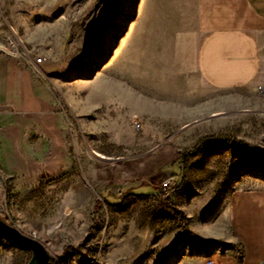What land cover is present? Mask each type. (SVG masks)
Returning a JSON list of instances; mask_svg holds the SVG:
<instances>
[{
  "label": "rangeland",
  "instance_id": "1",
  "mask_svg": "<svg viewBox=\"0 0 264 264\" xmlns=\"http://www.w3.org/2000/svg\"><path fill=\"white\" fill-rule=\"evenodd\" d=\"M143 20L141 0H0V216L50 264L197 251L264 185L260 95L204 87L174 39L143 52ZM31 258L0 236V264Z\"/></svg>",
  "mask_w": 264,
  "mask_h": 264
},
{
  "label": "crops",
  "instance_id": "2",
  "mask_svg": "<svg viewBox=\"0 0 264 264\" xmlns=\"http://www.w3.org/2000/svg\"><path fill=\"white\" fill-rule=\"evenodd\" d=\"M141 12L143 52L153 40L174 39L204 87L254 90L264 112V0H141ZM218 237L197 251L188 237V245L155 264H206L211 257L219 264H262L264 185L233 193L227 232Z\"/></svg>",
  "mask_w": 264,
  "mask_h": 264
},
{
  "label": "water",
  "instance_id": "3",
  "mask_svg": "<svg viewBox=\"0 0 264 264\" xmlns=\"http://www.w3.org/2000/svg\"><path fill=\"white\" fill-rule=\"evenodd\" d=\"M0 236L17 248L31 251L32 258L28 264H50L51 254L41 241L24 234L1 216Z\"/></svg>",
  "mask_w": 264,
  "mask_h": 264
},
{
  "label": "built area",
  "instance_id": "4",
  "mask_svg": "<svg viewBox=\"0 0 264 264\" xmlns=\"http://www.w3.org/2000/svg\"><path fill=\"white\" fill-rule=\"evenodd\" d=\"M31 60L34 61L35 63H39L40 64V63H42L45 60V57H42V56L36 57V58H32L31 57ZM263 90H264L263 87L259 86V91L262 92ZM134 124L136 125V127L138 129L141 127V122L139 120H137V119L134 120ZM162 188H164L165 191L167 192V188H168L167 184H164L162 186ZM206 264H219V263H218V261L215 258L211 257V258H208L206 260Z\"/></svg>",
  "mask_w": 264,
  "mask_h": 264
},
{
  "label": "trees",
  "instance_id": "5",
  "mask_svg": "<svg viewBox=\"0 0 264 264\" xmlns=\"http://www.w3.org/2000/svg\"><path fill=\"white\" fill-rule=\"evenodd\" d=\"M219 138H223V137L212 136V137H210V138H202V139H200L199 142H198V144H197L193 149L183 151V152L181 153V155H180V158H181L182 156H185L187 153L192 152V150H193V151H198V150H200L206 142H208V141H216V140H218ZM224 138H225V137H224ZM236 141L238 142L239 140H236ZM170 189H171V187H168V188H167V191H169Z\"/></svg>",
  "mask_w": 264,
  "mask_h": 264
}]
</instances>
